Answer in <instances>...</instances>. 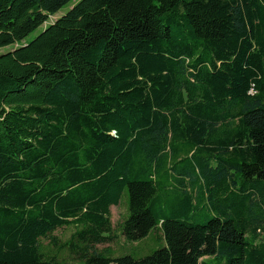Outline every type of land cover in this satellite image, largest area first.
Returning a JSON list of instances; mask_svg holds the SVG:
<instances>
[{"label":"trees","instance_id":"trees-1","mask_svg":"<svg viewBox=\"0 0 264 264\" xmlns=\"http://www.w3.org/2000/svg\"><path fill=\"white\" fill-rule=\"evenodd\" d=\"M72 2L0 0V264H264V0Z\"/></svg>","mask_w":264,"mask_h":264},{"label":"rangeland","instance_id":"rangeland-1","mask_svg":"<svg viewBox=\"0 0 264 264\" xmlns=\"http://www.w3.org/2000/svg\"><path fill=\"white\" fill-rule=\"evenodd\" d=\"M77 1L79 0H74V2H72L70 5L62 7L57 12V14L50 16L48 21L43 24L42 27L36 29L34 32L29 34L24 41L29 42L34 39L43 31V28H45L47 25L53 23L62 15H64L69 9L73 7L75 3H77ZM15 47L17 46L15 45L12 47L1 48L0 54L11 51ZM126 218L127 197L124 193L119 204L117 206L110 207V222L112 227V234L115 236V240L108 245L111 250L112 257L130 255L135 259H139L148 256L157 249L163 248L165 246V243L161 237V233L158 230L150 232L146 238L139 242L126 243L120 233L121 223ZM74 230L75 228H73L72 226L63 227L57 229L52 234V236L58 240V245H60L70 237ZM48 242V240H41V248L44 255L48 257H54L57 264H77L74 260L69 257V255L64 249H61L58 245H50ZM202 260L211 261L208 257H204Z\"/></svg>","mask_w":264,"mask_h":264}]
</instances>
